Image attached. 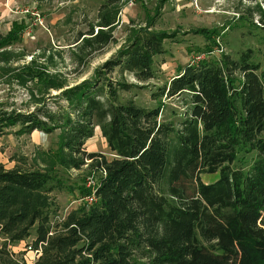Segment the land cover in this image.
I'll use <instances>...</instances> for the list:
<instances>
[{
	"label": "trees",
	"instance_id": "16d2710c",
	"mask_svg": "<svg viewBox=\"0 0 264 264\" xmlns=\"http://www.w3.org/2000/svg\"><path fill=\"white\" fill-rule=\"evenodd\" d=\"M112 23L103 15L100 26ZM102 30L87 43L108 44ZM172 36L141 29L93 79L57 95L67 106L54 110L42 101L34 110L0 109V138L12 130L61 131L58 147L39 154L42 163L25 156L12 168L0 162V264H264L262 65L252 48L185 65L154 93L181 99L186 108L177 119L161 118V106L122 101L121 92L142 86L113 82L111 74L156 78L155 56ZM18 37V30L1 37L0 48ZM97 126L111 159L85 149ZM250 153V165L233 166ZM84 165L100 172L97 200L57 220L55 189L76 199L93 191L83 177L65 185V173ZM217 172V180L203 181L202 174ZM31 237L34 262L11 248Z\"/></svg>",
	"mask_w": 264,
	"mask_h": 264
},
{
	"label": "rangeland",
	"instance_id": "374dc122",
	"mask_svg": "<svg viewBox=\"0 0 264 264\" xmlns=\"http://www.w3.org/2000/svg\"><path fill=\"white\" fill-rule=\"evenodd\" d=\"M108 1L0 0V38H9L14 30H18L19 36L0 48V109L34 110L42 101L54 110L59 105L67 106L66 100L57 95L65 88L93 79L97 69L144 28L173 34L164 41L165 52L155 56L157 77L140 81L132 73L118 70L111 76L113 82L142 86L121 92L122 101L134 99L141 106H161L163 119L179 118L186 106L179 97H155L154 93L161 92L160 88L198 54L206 58L225 52L238 57L252 48L255 61L260 62L264 71V0H119L114 5ZM103 15L113 21L110 27L100 26ZM101 30L110 36V42L89 45L86 39ZM48 79L64 83V88H49ZM60 135V130L24 135H16L12 130L0 138V162L12 168L25 156L29 162L42 163L39 154L56 149ZM85 149L113 157L98 126L94 136L86 141ZM241 156L234 167L250 165L255 153ZM99 175L97 169L84 165L81 170L66 172L64 182L68 186L83 177L87 184L89 178L98 179ZM219 177L220 172L202 174L207 183ZM51 197L58 207L57 220L81 204L91 205L83 201L73 203L77 199L66 188L55 189ZM32 242L33 237L11 248L25 253L26 260L31 262L36 258L33 251H28Z\"/></svg>",
	"mask_w": 264,
	"mask_h": 264
},
{
	"label": "built area",
	"instance_id": "2783aa9c",
	"mask_svg": "<svg viewBox=\"0 0 264 264\" xmlns=\"http://www.w3.org/2000/svg\"><path fill=\"white\" fill-rule=\"evenodd\" d=\"M198 55H200V56H197L196 58L192 59V62H191L192 64H195V63L199 62L201 59L205 58L201 54H198ZM96 184H97V180L95 178H89L88 181H87V186L93 188L92 193L87 195V196H85V197H82V198H79V199L73 201V203L77 202V201L78 202L79 201H83V202H85L88 205L93 204L97 200V197H96V194H95V186H96ZM29 248H30V251H33L35 253V256L37 257L38 254H39L38 250H32L31 247H29Z\"/></svg>",
	"mask_w": 264,
	"mask_h": 264
},
{
	"label": "crops",
	"instance_id": "0c3cea01",
	"mask_svg": "<svg viewBox=\"0 0 264 264\" xmlns=\"http://www.w3.org/2000/svg\"><path fill=\"white\" fill-rule=\"evenodd\" d=\"M25 257H26V256H25ZM35 260H36V258H35ZM35 260H34V261H35ZM34 261H31V262H34ZM29 262H30V261H29Z\"/></svg>",
	"mask_w": 264,
	"mask_h": 264
}]
</instances>
